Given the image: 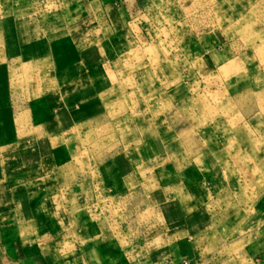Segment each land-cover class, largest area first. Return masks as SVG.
Segmentation results:
<instances>
[{"label": "crops", "instance_id": "crops-1", "mask_svg": "<svg viewBox=\"0 0 264 264\" xmlns=\"http://www.w3.org/2000/svg\"><path fill=\"white\" fill-rule=\"evenodd\" d=\"M162 1L0 0V264H264V188L222 200L168 158L81 155L117 36Z\"/></svg>", "mask_w": 264, "mask_h": 264}, {"label": "rangeland", "instance_id": "rangeland-1", "mask_svg": "<svg viewBox=\"0 0 264 264\" xmlns=\"http://www.w3.org/2000/svg\"><path fill=\"white\" fill-rule=\"evenodd\" d=\"M116 39L121 81L81 155L168 158L174 173H212L219 199L252 201L264 188V0L162 1ZM161 170L154 186L172 182Z\"/></svg>", "mask_w": 264, "mask_h": 264}]
</instances>
